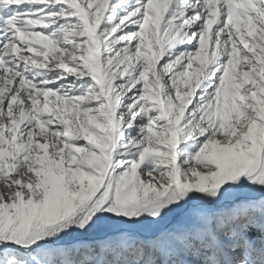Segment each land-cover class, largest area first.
Returning <instances> with one entry per match:
<instances>
[{"label":"snow or ice","instance_id":"snow-or-ice-1","mask_svg":"<svg viewBox=\"0 0 264 264\" xmlns=\"http://www.w3.org/2000/svg\"><path fill=\"white\" fill-rule=\"evenodd\" d=\"M0 264H264V0H0Z\"/></svg>","mask_w":264,"mask_h":264}]
</instances>
